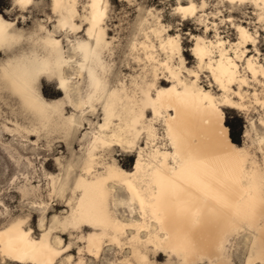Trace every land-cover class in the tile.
Instances as JSON below:
<instances>
[{
	"label": "bare ground",
	"instance_id": "obj_1",
	"mask_svg": "<svg viewBox=\"0 0 264 264\" xmlns=\"http://www.w3.org/2000/svg\"><path fill=\"white\" fill-rule=\"evenodd\" d=\"M224 1L228 2L231 6H236L238 3L239 4H245L247 2L253 3L254 6L260 9L258 19L262 21L261 16L264 15V7H260L259 5L264 4V0H224ZM14 2L17 4V0H14ZM63 2L65 4L74 3L75 5H77V7L74 9V11L77 14L73 18L72 23L80 25V23L77 20L79 19L81 22V17L85 15L84 6L86 4H91L92 0H85V1L63 0ZM34 3L35 0H31V4H29L27 7L22 9H27L31 7ZM55 3L56 0H50L49 4L52 10V15H48V18L52 19V17L55 16L56 19H54V21L58 23L60 17L57 14V12L53 11V5ZM102 3L107 5V12L105 13V20L103 24L104 32H103V36L101 37V49L103 51L102 59L104 60L105 64L109 65V72L107 75L108 83L113 87L119 86L120 88L125 89L124 92L125 97L128 96L136 97V99L134 100L125 99V106L121 109V112L117 113V115H121V114L123 115V122L121 120L114 119L111 121V125L127 128L128 122L132 120L135 116V113L132 111V105L137 104V100L142 97L143 91L147 88L149 84L155 83V85L157 86L151 89V92L153 93L157 91V88L170 89L173 88L174 85L176 86L177 92H182L184 91L183 85L189 84L190 80L183 79L181 77L183 73L180 76L182 70L179 66L173 65L172 67L174 70L172 73L165 71L163 68L157 69L155 67L156 60H159L161 65L163 64V60L158 57L159 53H157V51L159 50L158 49L159 47L151 40L150 35L152 34L155 36V32L153 30H159L160 25L163 24L159 23V25L151 27L150 25L152 24L150 23L148 27L150 28L149 31L148 30L144 31L145 39L142 41H133L131 43V46L129 47V50L130 48L132 50H139L138 45H140V47L143 49L144 58H142L140 54L133 56V59L136 60L137 62L145 60L144 66L142 67V71L136 75H131V80L129 85L122 78H117L116 82L112 83L110 74H112L113 64H111V62L107 59V57L111 56L113 53L112 48L110 46L112 41L107 39L108 33L105 27L106 17L108 15L109 0H102ZM189 4H195L196 11L194 15L189 14L186 19L181 16L184 24H186L189 19L197 17L199 13L198 5L193 0H189L188 2L179 0L177 2V5L175 6V8L177 6L187 7ZM80 6L82 7V11L80 10ZM204 6H205V1L202 2L201 7ZM91 11H92L91 8H89L88 9L89 15L91 14ZM0 16L5 18L1 13ZM156 17L157 16L154 17V20ZM5 19L8 21V23H10L13 26L11 30L12 32L24 33L22 32V30L16 28V22L14 20H8L7 18ZM151 22L154 23V21ZM146 23H148V21ZM41 25L44 28H46L48 32H53V30L51 31L44 23H38L37 28L34 29V31H30L27 34L25 33L24 34L27 36H32V34L36 32ZM236 27L239 35V40L236 41V43L229 42L230 48H228L226 45V42L228 40L227 41L224 40L221 37V35L218 33V31L216 32V38L214 40L208 39L207 36H197L196 41L199 40L202 46L205 43L209 45L219 44L224 49L226 57H231L233 63L237 65L234 81L236 80L246 81L245 79H247L248 76H245L247 77L245 78L239 75L240 67L237 62V56L241 58L245 56V50L247 46L246 44L252 40H242V34L240 29H244L251 36H253V34L249 31V28H247L246 26L239 24ZM82 30H84V28L82 29L81 27L80 32ZM86 32L87 30L85 29V34L78 36L79 32H72L71 30L64 32L62 29H57L53 33V35L56 39H60L57 36L58 33L61 34L63 33L65 37H69L71 34L74 36V39L76 37H80L81 39H86L87 38ZM46 35L47 33H40L39 36L33 38V41L31 43L27 40L21 41L19 44L9 49L8 52H4L3 49H0V51H2L3 54L5 55L4 58H0V116L3 115L1 110L2 101L5 104L10 105V99L11 100L16 99L20 109V112H14L15 117L6 118L12 121L14 123V126L9 125L7 121L0 123V125H2V127L5 130L10 132H14V131L18 132L22 134V136L37 135L38 139H40L42 134H44L46 139L51 143L60 138H61L60 140L62 139L66 140V138H68L67 137L68 135L72 133L76 134L80 131L81 127L73 126L72 124L69 123L66 117H72L73 113L76 112L77 118H79L78 110L72 107V103H78L81 97H86L87 88H88L86 76H82L75 65L72 66L66 65L63 68L64 78L66 81H68L66 85V87L69 90L67 95L70 97L72 101V103H68V104L64 103L66 93L64 92L63 88L59 87L58 80L49 79L47 76H41L38 81L39 84L38 93L40 98L45 103L48 104H55L59 102L62 107L61 112L48 111L43 115L27 108L24 102L22 101V99L20 98V96L16 93V91L10 85L5 86L3 83L4 75H5V65L8 63L10 59L14 58L15 49L19 48L21 49V51H25L28 49L39 50L40 45H37L35 43V40L43 39ZM134 35H136V33ZM165 35H171V34L166 33ZM137 38L138 35L135 38V40H137ZM60 40H61V45L64 47L63 39ZM158 43H159V39H158ZM154 45L156 46L155 50H153ZM195 47H196V42L193 49ZM231 49H233L234 51L233 52L234 56L232 55L233 53L232 54L230 53ZM219 50L220 49L218 48L217 55L213 57V59L216 60L217 62L219 61V55H218ZM68 51L69 50H66V52ZM72 55L75 54L72 53ZM150 56H155V59H149ZM249 59H251L252 61L251 68H249L248 66ZM197 61L198 63H200L198 58ZM66 68L68 69L72 68L73 71L72 72L67 71ZM245 68H247L252 74L255 73V75L253 74L254 77L258 73L261 74V76H264V65L258 64L254 57H248L246 59ZM207 70L210 72L213 80L216 82V78L212 75V72L209 69ZM7 71L10 77H14L19 75V73L22 71V68L19 65L12 64L8 67ZM243 72L241 74H244L246 71L244 73ZM160 74H163V76L167 77L168 79L166 80L163 79L162 77H160ZM43 77H46L49 80H55L56 83L58 84V89L60 90V92L63 93V96L59 98L47 99L44 96L43 92L41 91V79ZM75 79H77L76 80L77 96L76 98H73L72 92L74 90L72 89V83L75 82ZM165 82L167 83L164 84ZM231 85L232 84L227 85L229 90ZM240 85L241 84H239V86ZM189 90L190 91L194 90L196 92H203L208 94L212 98L211 102L216 104V106L219 108V110L222 113H224L223 109L221 108L222 105L223 106L226 105L229 107L231 106L236 108H243L244 110L248 109V104L246 103L247 104L246 105L243 100L245 96H243L242 92L240 91L234 92L236 95L239 96L240 101L234 100L227 93L229 91L225 92L224 89H223L225 92L224 95L222 97L220 96L221 98H218L213 94L211 90H207L203 88L201 85H199L198 80L196 81L195 89H192L191 85L189 84ZM256 93H254V99L259 100ZM153 99H155V97H153ZM223 101H227V103ZM202 103H206V101H203L202 99L193 100L188 107H184V106L178 107L175 104V102H173V106L169 107L168 101L166 99L163 101V113H166L169 117H176V120L172 121L174 131H179L184 135H186L191 143V158L190 160H188L187 167L178 171L174 176L171 173H169V176L171 177V180L174 183H169L167 181L165 182V191L167 192V196L164 201V205L167 208V211L163 214L162 223L158 222L156 219L152 217L151 208L147 207V204L150 202L151 197L157 194L159 191L158 189L155 188L156 177L154 175L153 168H150L149 164L153 165L154 167L155 166L166 167L167 169H171L173 167V164H175L178 169L181 168V161H174L172 159V154L176 151V149L172 147V142L170 140L165 139V137L168 136V132L166 129V122L163 120V113L160 117H157L155 123L151 125L152 128L155 130L154 132L155 139L153 142L151 143L149 142L148 134L146 132L141 133V135L145 134V139H146L145 147L139 146V148L144 149L143 159H141V153L138 150L137 159L135 161L134 167L131 170L124 169L122 166L119 165L116 158H113V161L118 165V167L121 169L123 173H130V174L135 173V175H129L128 177H121L120 179L109 180L108 181L109 186L110 187L113 186L111 183H117V184L119 183L122 184L128 190L127 184L121 182V180L127 179L134 188H136L138 191H141L142 194L145 196V204H146L145 212L147 213V215L139 211V207H140L139 200H137L135 203V209L139 213L140 218H136V219L134 218L132 220L125 221L119 218L115 210L112 209V207H110L109 210L112 212L114 221L119 222L118 225L115 226L119 228L120 234L118 236L115 235V233H111V232H109L108 234L114 236L115 240L117 241L114 243H117L121 247H123L126 243H128L131 247V253L135 260L137 259V256L133 254L134 250L138 253L149 254L148 249L151 248L152 245H148L146 243L141 244V241H147L148 236L151 235L153 237L154 243L156 239L159 238V241L162 245H171L180 238L188 237L191 240L195 249L194 253L189 256V260L193 262H198V264H240V263L264 264V219H262L261 213L259 211L260 200L262 196H264V190H262L261 188V172L262 169H264V167L258 164L257 160H255L254 157L251 156V154L248 152L246 148H244L239 144H236L232 140L230 136L229 127L225 123V113H224L223 123L225 124V127L228 131V142L221 143L216 139L214 134V130L216 127L215 123L206 122L208 120V115L207 112L200 106ZM262 103L264 104V100L262 101ZM70 107H72L71 112L69 115H66V111L69 110L68 108ZM137 110H139V105H137ZM149 110L152 111L150 107L144 108L143 110V114L146 118H147L146 113ZM157 111H160L159 107L157 108ZM247 112L249 111L247 110ZM90 114L93 115L92 113ZM101 114H102V122L96 123V126L92 128L90 132V136L87 138L88 139L86 143L87 145L84 149L82 160L79 164L80 171L75 175V180L73 185L68 187L67 182L64 183L58 182L57 176L59 175L57 176L52 175L51 195H56V196L59 195L63 197L65 191L67 190V188H69L71 191V195L70 197H68V199H72L73 198L72 191L75 190L79 192V189L77 188V184L80 183L82 179L84 181H91L92 179H95L96 177L101 176L105 173L106 169L101 166L102 164H105L107 162L105 161V156L107 152L113 153L114 151H116L117 150L116 147L118 146H113L112 150L109 149L98 150L95 153L97 160L94 165L90 164L89 155H88L91 142L93 139H95L94 133H97L98 126L103 123V109H101ZM20 115L22 116V118L28 120L27 124L18 121V116ZM86 115L84 116L83 120L80 121L82 125ZM147 120L151 121L152 117L147 118ZM261 121H264V118H261ZM157 122L160 123L163 127V131L162 132L160 131L161 133L158 130L159 128L155 125ZM105 134L110 135V133L107 130L105 131ZM261 139L262 138H259V143ZM138 142L139 140L137 141V144ZM153 144L155 148L159 150L161 154L160 156H157L155 153L152 152ZM233 146L238 149H244L245 153L250 158V163L243 166L245 169L244 171L245 178L243 179L242 183L236 181L235 177L238 176L239 173L235 170L234 165L230 160L216 158V157H221L225 152L231 151ZM164 153H167L169 156L167 162H164V157H163ZM137 160H140L141 163V169L139 171H137L136 168ZM201 161H204V163H201ZM74 166H75L74 164L70 165V169L67 170L68 175L72 173ZM86 166L91 167L92 171L86 170ZM99 167H102L103 169L99 170ZM128 192H129L128 200H130L132 198V193L129 190ZM250 204H255L257 207L255 220L250 225H242L239 223V219L236 216V212L238 209H244ZM47 207L48 205H46L45 208ZM69 208H70L69 210L70 212L71 211L70 205ZM22 219L25 220V224L23 225V228L25 231L30 232L32 239L39 240L43 237L49 243H51L53 247L58 249L59 241H54L52 240L51 237L54 230L57 231L58 229L61 228L62 226L61 222L54 223L51 221L52 223L49 225V227H51L53 231L49 233L47 236H45V232L49 228V227L47 228L45 227L43 232H41L40 236L37 237L34 235L33 229L28 225L27 218L16 217L7 224H5L4 226H1L0 233L5 232L6 229L11 228L12 225H14L17 221ZM131 224H136L139 225L140 227L139 229L133 228L131 235L129 234L126 235L127 229L132 228V227H126V225H131ZM238 228L239 230H237ZM59 231L62 233L65 232L62 230ZM142 231H145L144 237H142L141 235ZM92 232H96V230L94 229V231ZM125 235L127 236L126 237L127 241L123 242L122 239L123 236ZM134 235L137 237V239L135 240H133L132 238ZM164 237H168V239L165 240ZM242 237H244L242 256L240 257V260L237 261L235 258V250L238 248L240 238ZM101 239H103V243H99L98 241L96 245V247H98L99 249V253L104 243L106 242L105 240L106 238H101ZM109 241L112 242L111 240ZM221 244H223L222 247ZM153 253L156 258H160L162 257V253H166L169 256V259L175 258L177 261L179 260V257L171 252H153ZM58 258L59 257H57V259ZM80 259L83 260L82 257ZM156 264L158 263L156 262Z\"/></svg>",
	"mask_w": 264,
	"mask_h": 264
},
{
	"label": "snow or ice",
	"instance_id": "obj_2",
	"mask_svg": "<svg viewBox=\"0 0 264 264\" xmlns=\"http://www.w3.org/2000/svg\"><path fill=\"white\" fill-rule=\"evenodd\" d=\"M31 4V0H17V5L20 8H25ZM264 7V4L259 5ZM77 7L74 3L65 4L63 0H56L53 5V11L57 12L60 19L59 22L51 25L53 32H48L42 25L38 28L32 36H27L24 33L12 32V25L8 21L0 16V49L4 52H8L9 49L19 44L21 41H33V38L39 36L40 33H47L43 39L35 40L37 45H40V49H28L21 51L16 48L14 58L10 59L5 65L4 85L11 86L16 93L20 96L25 106L34 112L39 114H45L48 111L61 112L62 107L59 102L55 104L45 103L38 93V81L41 76H47L49 79H57L59 87L64 89L66 93L64 103H72L70 97L67 95L68 88L66 87L68 81L64 78L63 68L68 65H75L79 73L82 76H86L87 79V95L81 97L78 103H72V107L78 110L74 112L72 117H66L70 124L75 127H81L80 121L83 120L87 113L96 115L99 109H103V123L98 126L97 133H94L95 139L92 140L89 148V162L95 164L97 157L95 153L100 149L112 150L113 146H118V149L125 151L139 150L141 153V159H143L144 149L139 148L137 141L141 139V133L148 134L149 142H153L155 130L152 128V124L155 123L156 118L160 117L163 113V101H168V106L172 107L173 102L179 107H188L193 100H203L206 103H202L200 106L207 112L208 120L206 122H214L215 130L214 134L218 141L221 143L228 142V131L225 127L224 113H222L216 104L211 102V97L203 92H196L189 90V84L192 89L196 87V81L199 79V72L207 68L212 72V75L216 78L217 84L225 90L229 91L227 85L234 83V77L236 75L237 65L233 63L231 57H226L224 49L219 44H207L203 46L196 41V47L192 50L199 59V66L195 69H184L185 59L182 54L181 48V33L177 24L172 25H160L159 30H153L156 38L159 39V51L162 53L161 59L163 64H160L159 60L155 61V67L157 69L163 68L165 71L172 73L173 65H178L182 70L186 71L187 76L192 78L189 84L183 85L184 91L177 92L176 86L170 89L157 88L155 93L151 92V89L157 87L155 83L149 84L143 91L142 97L137 100L136 105H132V111L135 116L128 122V127L123 128L120 126L111 125V121L114 119L121 120L123 122V115H117L121 112V109L125 106V99L134 100V96H124L125 89L119 86L113 87L108 83L107 75L109 72V65L105 64L103 57V51L101 49V37L103 36V24L105 20V13L107 12V5L102 3V0H92L91 4L84 6L85 15L81 17L80 25L72 23L73 18L77 14L74 9ZM91 8V14H88V9ZM196 11L195 4H189L187 7L177 6L174 10L177 16V23L180 17L185 19L189 14L194 15ZM261 20L264 21V15L261 16ZM81 27H85L87 32V38L81 39L76 37L73 40H68L67 44L71 46L70 50L66 52L65 48L61 45V40L56 39L53 33L57 29H62L64 32L71 30L72 32H80ZM175 29L174 35H165L169 28ZM242 34V40H252L255 43L253 36L249 35L244 29H240ZM83 35V33H81ZM61 39H64L61 36ZM156 46H153L155 50ZM219 50V61L213 59L217 55V49ZM74 53L75 55H72ZM11 55V54H10ZM241 57L237 56V59ZM149 59H155V56H150ZM12 64L21 66L22 71L18 76L10 77L8 74V67ZM249 68L252 67V61H248ZM255 75V73H253ZM155 97V99H153ZM227 103V101H223ZM139 105V110H137ZM150 107L152 111L149 115L152 116V120L148 121L143 114L144 108ZM160 111H157V108ZM163 120L166 122V129L168 136L166 140L172 142V147L176 151L172 154L174 161H181V168L178 169L175 164L171 169L166 167L153 166L149 164L150 168H153L154 175L156 177L155 188L158 189V193L151 197L150 202L147 204L148 208H151V215L158 222H163V214L167 211L164 205V201L167 196L165 191V182L174 183L169 176L171 173L173 176L183 168L187 167L188 160L191 158V143L186 135L179 131H174L172 121L176 120V117H169L166 113H163ZM264 124V121H261ZM119 129V130H117ZM108 131L110 135H106L105 131ZM260 152L264 155V139L260 140ZM152 152L157 156H160V152L152 146ZM164 162H167L169 156L167 153L163 154ZM217 159H228L234 165L235 170L239 173L235 177L237 182L242 183L244 177V165L250 163V158L245 153L244 149H238L234 146L231 151L223 153L221 157ZM204 163V161H201ZM106 169L105 173L101 176L92 179L91 181L81 180L77 184L79 192L72 191V199H68L67 203L71 207V211L63 217H53V222H61L62 226L58 230L65 232H71L75 230L76 236L79 239L86 241V247H81V254L86 251L91 253L92 256L99 258V249L96 247L97 242L103 243V239L106 238L112 242H117L114 236L108 233H115L119 235L118 221H114L112 212L109 210L112 202L115 201L116 190L114 187H110L108 181L120 179L121 177H128L129 175H135V173H123L118 165L111 159V156H107V162L101 165ZM137 171L141 169L140 160L136 163ZM86 170L92 171L91 167L86 166ZM122 183L127 184L128 190L132 193L130 200H124L125 208L131 207V211H136L135 203L139 200V211L145 212V196L141 191H138L127 180H121ZM175 186V185H174ZM261 188L264 190V169L261 172ZM46 205H40V210H44ZM259 211L262 219H264V196H262L259 204ZM257 207L255 204H250L244 209H238L236 216L239 219V223L242 225H250L256 217ZM25 220H19L11 228L0 233V256H3L7 264H85L82 259H74L71 255H61L66 253L69 249H73V240L68 238L66 247L65 241H59L58 249L53 247L43 237L39 240L31 238L29 231H25L23 225ZM87 226V227H86ZM126 227H132L139 229V225L131 224ZM41 228H44V221L41 219ZM95 229L96 232L91 230ZM239 230V228L237 229ZM53 229L49 227L45 232V236L51 233ZM83 232H88V235H82ZM133 240L137 239L134 235ZM165 240L168 237H164ZM152 245L148 249L149 253L152 252H171L179 257V260L175 264H198L189 260V256L195 251L191 240L188 237L178 239L171 245H162L159 238L155 243L151 235L148 236L147 241H141V244ZM223 244H221V247ZM133 254L137 256V259L131 261V264H156L154 260L150 258L149 254L138 253L135 250ZM59 257V259H57ZM167 264H174L173 261L168 260Z\"/></svg>",
	"mask_w": 264,
	"mask_h": 264
},
{
	"label": "rangeland",
	"instance_id": "obj_3",
	"mask_svg": "<svg viewBox=\"0 0 264 264\" xmlns=\"http://www.w3.org/2000/svg\"><path fill=\"white\" fill-rule=\"evenodd\" d=\"M178 1L109 0L105 27L108 33L107 39L112 41L110 46L113 53L107 57L111 64H113L112 74H110L112 83H115L117 78H122L129 85L131 75H136L142 71L145 60L137 62L133 59V56L140 54L144 58L143 49L140 45H138L139 50H132L131 48L129 50V47L133 41H142L145 39L144 31H149L150 28L148 27L150 23L152 24L150 25L151 27L157 26L159 23L163 25L177 24L182 34L181 48L185 59L184 68L192 70H195L199 66L197 58L192 51L197 36H207L208 39L214 40L216 38V32L218 31L224 40H228L226 45L230 48L229 42L236 43L239 40L236 26L239 24L246 26L253 34L255 43L250 41L246 44L247 46L245 45V56L237 59V62L240 67L239 75L242 77L248 76V78L245 77L248 81L247 79H245L246 81H234L227 93L234 100L240 101L239 96L234 92H242L243 96H245L243 100L245 104H248V109L244 110L243 108L229 107L226 105H222L221 108L225 113V123L229 127L230 136L231 131H233L235 137L238 139V142H234L246 148L251 156L257 160L258 164L264 167V155L260 152L261 145L259 143V138L264 139V124L261 123V118H264V104L262 103L264 100V76L258 73L254 77L245 68L248 57H254L258 64L264 65V21L258 19L260 9L250 2L245 4L238 3L236 6H231L224 0H193L198 5L199 13L197 17L189 19L184 24L182 17H180L177 23L178 15L174 12ZM181 1L188 2L189 0ZM203 1H205V6L201 7ZM49 3L50 0H35V3L31 7L22 9L14 0H0V13L8 20H14L16 22V28L22 30L25 34L34 31L38 23H44L52 31L53 28L51 25L56 23L54 21L56 17L53 16L52 19L48 18V15H52ZM80 10L82 11L81 6ZM155 16H157V19L155 18L154 20ZM77 21L80 23L79 19ZM147 21L148 23H146ZM151 21L156 23L154 24ZM83 28L84 30L79 32L78 36L81 33L83 35L85 34L86 28ZM135 33L136 35H134ZM167 33L174 35L175 29L170 27ZM137 35L139 39L137 38L135 40ZM57 36L60 39L61 36L64 37V48L65 50H70L71 46L67 44V41L73 40L74 36L70 34L69 37H65L63 33H58ZM150 37L158 46V39L152 34ZM233 52V49H231L230 53L232 54ZM157 53H159L158 57L161 58L162 53L159 50ZM232 55L234 56V53ZM4 57L5 55L0 51V58ZM66 69L67 71H73L72 68ZM241 71L248 73L245 72V74L243 72L244 74H241ZM180 76L186 80L192 79L187 76L184 70L181 71ZM160 77L165 80L168 79L163 74H160ZM76 80L72 83V89L74 90L72 92L73 98L77 96ZM198 83L203 88L211 90L218 98H221L225 93L216 84L206 68L199 72ZM239 84L242 86H239ZM41 91L47 99L63 96V93L58 89L56 81L49 80L46 77L41 79ZM253 92L257 94L259 100L254 99ZM1 105L3 115L0 116V123L7 121L9 125L14 126V123L6 118H13L15 117L14 112H20L17 100L10 99V105L2 101ZM68 109L66 115L70 114L72 107ZM150 112V110L147 111V118L152 117L149 115ZM18 121L24 124L28 123V120L22 118L21 115L18 116ZM100 122H102L101 109L98 110L96 115H91L90 113L86 115L78 133L68 135L66 140H60V138L58 139L60 141L55 140L51 143L46 139L44 134H42L40 139H38L37 135L22 136L18 132L7 131L0 125V227L16 217L27 218L28 225L33 229L34 235L38 237L44 228L49 227L53 222L54 216L62 217L69 213L70 208L66 200L70 197L71 191L67 188L63 197L51 195L52 175H59L57 176L58 182H67L68 187L73 185L75 175L80 171L79 164L87 145V138L90 136L92 128L96 126V123ZM155 125L159 128V132L163 131L160 123L157 122ZM138 145L145 147V134L141 135ZM116 148L117 150L113 153L107 152L105 161H107V156H111V159L116 158L119 165L124 169L131 170L137 159L138 150L123 151L118 149V147ZM71 164L75 166L72 173L68 175L67 170L70 169ZM102 169V167H99V170ZM111 184L116 190V199L112 202L111 207L115 210L117 216L125 221L140 218L137 211L132 212L130 206L129 208H125L123 203H120L121 201L128 200V190L122 184ZM40 205H48V207L40 210ZM41 219L44 221L43 229L41 228ZM91 231H94V229ZM132 231L133 228H128L126 235H131ZM86 234L88 232L82 233V235ZM126 235L123 236V242L127 241ZM141 235L144 237L145 231H142ZM51 238L54 241H65V247L68 238H71L73 240V249H69L66 253H62V255H71L74 259H80L82 257L85 264H131V261L135 260L128 243L121 247L117 243L105 239L106 242L97 259V257L92 256L87 251L81 254L80 248L85 247L86 242L79 239L75 231L62 233L59 230H54ZM243 239L244 237L240 238L238 248L235 250V258L237 261L242 256ZM149 255L158 264H167L168 260L173 261L175 264L177 261L175 258L169 259L166 253H162V257L160 258H156L153 252L149 253ZM0 264H7L3 256H0Z\"/></svg>",
	"mask_w": 264,
	"mask_h": 264
},
{
	"label": "trees",
	"instance_id": "obj_4",
	"mask_svg": "<svg viewBox=\"0 0 264 264\" xmlns=\"http://www.w3.org/2000/svg\"><path fill=\"white\" fill-rule=\"evenodd\" d=\"M231 138H232L233 141L238 142V139L235 137L233 131H231Z\"/></svg>",
	"mask_w": 264,
	"mask_h": 264
}]
</instances>
